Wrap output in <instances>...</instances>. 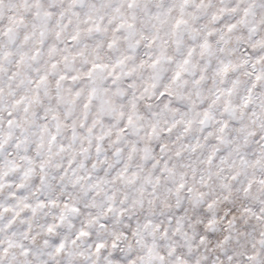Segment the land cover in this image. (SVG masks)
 Here are the masks:
<instances>
[{
	"label": "snow or ice",
	"instance_id": "1",
	"mask_svg": "<svg viewBox=\"0 0 264 264\" xmlns=\"http://www.w3.org/2000/svg\"><path fill=\"white\" fill-rule=\"evenodd\" d=\"M0 264H264V0H0Z\"/></svg>",
	"mask_w": 264,
	"mask_h": 264
}]
</instances>
